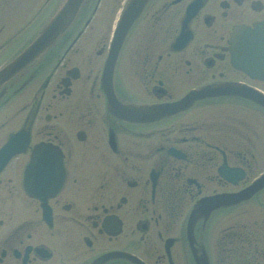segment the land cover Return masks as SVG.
Returning <instances> with one entry per match:
<instances>
[{
	"label": "flooded vegetation",
	"instance_id": "1",
	"mask_svg": "<svg viewBox=\"0 0 264 264\" xmlns=\"http://www.w3.org/2000/svg\"><path fill=\"white\" fill-rule=\"evenodd\" d=\"M104 1L0 87V264H264V188L189 229L264 173V0H146L111 58Z\"/></svg>",
	"mask_w": 264,
	"mask_h": 264
},
{
	"label": "water",
	"instance_id": "2",
	"mask_svg": "<svg viewBox=\"0 0 264 264\" xmlns=\"http://www.w3.org/2000/svg\"><path fill=\"white\" fill-rule=\"evenodd\" d=\"M84 0H65L62 7L56 12V14L48 21V23L42 28L37 37L32 41V43L26 47L14 60L7 64L3 69L0 70V85L8 81L26 66L33 63L45 50L51 45L61 34H63L67 28L73 23L82 3ZM146 0H132L128 10L126 11L130 17L129 23H127V28H123V22H120L115 30L113 37V47L115 50L121 43L129 25H131L132 19L139 13L142 4ZM127 22V21H126ZM172 110H169L170 112ZM163 112L162 113H168ZM264 185V181H256V183L247 188L246 190L231 195L234 198L232 201H238L240 199H245L251 196L253 193L259 190L260 187ZM230 197V198H231ZM223 196L209 197L200 202L192 215V223L201 214L212 210L213 208L222 205V202H226Z\"/></svg>",
	"mask_w": 264,
	"mask_h": 264
},
{
	"label": "rangeland",
	"instance_id": "3",
	"mask_svg": "<svg viewBox=\"0 0 264 264\" xmlns=\"http://www.w3.org/2000/svg\"><path fill=\"white\" fill-rule=\"evenodd\" d=\"M112 1V0H109ZM121 0H113L111 5L113 7V9H111L112 11L104 14H100L101 16H109L107 17V20H102L104 21L103 23H101L99 26H95L94 31H95V36L100 37L101 35H103L105 33L106 30H108L106 32V37H108V34L110 32V29H112L113 26V19L115 18L116 14H117V9L118 7H120V2ZM45 0H12V15H13V24L14 25H9L8 30L5 32L7 36H9L10 34H14L18 28V22L15 21H22V18L24 19V21L33 19V23L32 25H28V28H24L23 32L17 36L16 38H14L10 45H8L7 49L4 51L3 54H12L14 53L17 49L18 46L21 43H25L26 40H28V38L34 36V34L41 28V26L46 22V20L48 19V17L50 15H52V13L55 11L56 7L59 5L60 0H52L51 2H49L44 10L42 11V13L37 15L38 9L37 7L39 6L40 3H44ZM105 4H107V0L104 1L103 5H102V11H105ZM111 4V3H110ZM22 9V11L20 12L19 9ZM105 13V12H104ZM21 18V19H20ZM106 21V23H105ZM109 22V24H108ZM86 36V35H85ZM105 37V38H106ZM3 56L0 55V61L1 58ZM2 63V62H0Z\"/></svg>",
	"mask_w": 264,
	"mask_h": 264
}]
</instances>
